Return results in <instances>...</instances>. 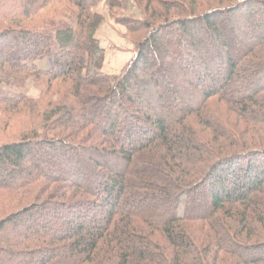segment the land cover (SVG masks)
Wrapping results in <instances>:
<instances>
[{
    "label": "trees",
    "instance_id": "16d2710c",
    "mask_svg": "<svg viewBox=\"0 0 264 264\" xmlns=\"http://www.w3.org/2000/svg\"><path fill=\"white\" fill-rule=\"evenodd\" d=\"M31 82L0 94V264H264V0H0V86Z\"/></svg>",
    "mask_w": 264,
    "mask_h": 264
},
{
    "label": "rangeland",
    "instance_id": "374dc122",
    "mask_svg": "<svg viewBox=\"0 0 264 264\" xmlns=\"http://www.w3.org/2000/svg\"><path fill=\"white\" fill-rule=\"evenodd\" d=\"M126 7L128 8L129 12L133 11L131 1L127 2ZM106 10V6L103 4L100 8V11L103 13ZM108 19V24L106 27L103 28V30L99 34V38L103 41L105 46L107 47L108 51H114L112 50V45L126 48L129 50L132 48V46L124 39V34L126 32V29L118 24H116L113 20H111L108 16H106ZM56 51V50H55ZM131 51V50H130ZM116 52V51H115ZM48 61H44L40 63L41 67H47ZM18 93H26L31 97H37L39 95V91L35 89L34 85L31 83L28 84L27 89L19 91L17 89H13L12 87L2 85L0 86V94H9V95H16Z\"/></svg>",
    "mask_w": 264,
    "mask_h": 264
},
{
    "label": "crops",
    "instance_id": "0c3cea01",
    "mask_svg": "<svg viewBox=\"0 0 264 264\" xmlns=\"http://www.w3.org/2000/svg\"><path fill=\"white\" fill-rule=\"evenodd\" d=\"M132 56L131 51H107L103 71L108 74L118 73Z\"/></svg>",
    "mask_w": 264,
    "mask_h": 264
}]
</instances>
